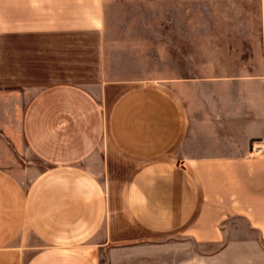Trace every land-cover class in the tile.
<instances>
[{"label": "crops", "instance_id": "obj_1", "mask_svg": "<svg viewBox=\"0 0 264 264\" xmlns=\"http://www.w3.org/2000/svg\"><path fill=\"white\" fill-rule=\"evenodd\" d=\"M105 1L0 0V264L173 240L264 264V0L248 36L199 32L185 79L113 78Z\"/></svg>", "mask_w": 264, "mask_h": 264}, {"label": "rangeland", "instance_id": "obj_2", "mask_svg": "<svg viewBox=\"0 0 264 264\" xmlns=\"http://www.w3.org/2000/svg\"><path fill=\"white\" fill-rule=\"evenodd\" d=\"M203 1L106 0V49L112 77L185 79L187 65L201 53L200 31L224 29L248 36L258 28L259 7L249 0ZM176 92L183 98L187 86H177ZM3 167L21 179L27 177V169L18 162ZM117 253L124 257H110L109 262L95 254L93 259L96 264H187V257L199 254V248L187 240H173Z\"/></svg>", "mask_w": 264, "mask_h": 264}, {"label": "built area", "instance_id": "obj_3", "mask_svg": "<svg viewBox=\"0 0 264 264\" xmlns=\"http://www.w3.org/2000/svg\"><path fill=\"white\" fill-rule=\"evenodd\" d=\"M264 152V145H260L257 147V149L254 151L255 154L261 155Z\"/></svg>", "mask_w": 264, "mask_h": 264}]
</instances>
